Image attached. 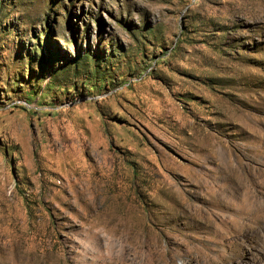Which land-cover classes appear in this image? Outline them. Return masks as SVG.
<instances>
[{
    "label": "rangeland",
    "instance_id": "rangeland-1",
    "mask_svg": "<svg viewBox=\"0 0 264 264\" xmlns=\"http://www.w3.org/2000/svg\"><path fill=\"white\" fill-rule=\"evenodd\" d=\"M262 196L264 0H0V264H264Z\"/></svg>",
    "mask_w": 264,
    "mask_h": 264
},
{
    "label": "bare ground",
    "instance_id": "bare-ground-1",
    "mask_svg": "<svg viewBox=\"0 0 264 264\" xmlns=\"http://www.w3.org/2000/svg\"><path fill=\"white\" fill-rule=\"evenodd\" d=\"M246 183L244 182V181H239V182H237L236 183V187L237 188H239V189H244L245 187H246ZM257 187V186H256ZM219 189V188H218ZM222 192V191H221ZM227 195V194H226ZM226 195H224V196H226ZM233 195V194H232ZM238 195V194H237ZM229 196V195H228ZM264 196H262V198H263ZM229 198V197H228ZM231 198V197H230ZM233 198V197H232ZM262 198L261 197H259V199L257 198V197H255L254 198V204L256 205V207H255V209H253V210H255V214L256 213H259V214H262V218H264V206L261 208V205H262V203H263V201H264V199L262 200ZM235 199V198H234ZM229 199H227V201H228ZM231 200V199H230ZM230 200H229V202H230ZM241 201V200H240ZM233 202V201H232ZM230 206H231V204H230ZM241 206H243V205H241ZM231 209V208H230ZM235 210V209H234ZM190 211V210H189ZM245 211H247V210H245ZM234 212V211H233ZM239 212V211H238ZM240 213V212H239ZM234 215V214H233ZM248 215V214H247ZM238 216V215H237ZM236 216V217H237ZM249 216V215H248ZM229 218H230V216H229ZM238 219V218H237ZM231 220V219H230ZM221 232H223V231H221ZM255 232V231H254ZM254 232L253 231H250V229L249 230H245V232L243 233V234H241V236L243 237H246L247 239H249L251 242H258V236H256V233L254 234ZM224 234V233H223ZM225 235V234H224ZM209 242V241H208ZM210 246V245H209ZM202 255V254H201ZM201 258H203V261H205L204 262V264H218V262H216V261H214V260H212L208 255H206V254H203V256H201ZM201 258H198V259H201ZM241 258L243 259L244 257H243V255L241 256ZM199 262H200V260H198Z\"/></svg>",
    "mask_w": 264,
    "mask_h": 264
}]
</instances>
